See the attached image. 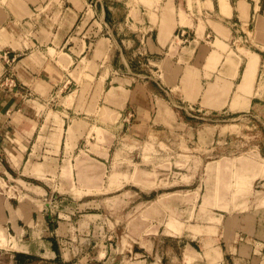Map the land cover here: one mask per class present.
Masks as SVG:
<instances>
[{
  "label": "crops",
  "instance_id": "1",
  "mask_svg": "<svg viewBox=\"0 0 264 264\" xmlns=\"http://www.w3.org/2000/svg\"><path fill=\"white\" fill-rule=\"evenodd\" d=\"M229 2L0 0V178L41 182L39 197L0 198V231L19 243L0 264H264V141L249 175L225 165L229 191L215 172L153 186L168 158L218 151L204 115L264 127V0ZM249 22L259 52L236 44Z\"/></svg>",
  "mask_w": 264,
  "mask_h": 264
},
{
  "label": "rangeland",
  "instance_id": "2",
  "mask_svg": "<svg viewBox=\"0 0 264 264\" xmlns=\"http://www.w3.org/2000/svg\"><path fill=\"white\" fill-rule=\"evenodd\" d=\"M224 0H220L221 8L224 14H230L231 10V4L228 0L226 7L222 4ZM237 27V26H235ZM254 24L253 22H249V24L245 25V31L246 34H243L244 37L239 38L237 36L236 39L238 41L236 44H238L239 49H247L252 51H260L262 46L258 43L256 40V34L253 31ZM242 33H239L241 35ZM185 35H188V32L185 33ZM218 46L224 48L223 42L218 40L216 43ZM256 52H248L249 54V64L248 69L244 76L243 84L240 85V88H249L250 93L252 92V86L256 77L257 67L259 58H252V55H254ZM56 109H60V106H56ZM204 117L208 118L209 120H202L205 123H211L216 125V128L218 129L217 134L218 136H215L216 142H218V151H204L203 153V159L204 162L201 161H192L189 157L184 159L185 156L177 157H171L170 159L166 160L165 162L168 163V170L171 172L172 176L169 181L160 183L157 181L153 186H165V188L161 190H167L170 189V191H174L175 189H191L195 187L196 183H193L195 180L192 175H194L196 172H198L202 176H209L211 172L219 173L220 178L217 179V182L220 184L219 187H226V190H230L229 185L231 183V179L229 176L230 171L227 170L225 165L229 162H237V165L239 166L238 172L240 174H243L244 172L249 175L251 171L253 170L252 164L257 163L261 160L260 155L258 153V145L259 141H264V127L259 125V121L254 117H248L243 116L237 119H233V116L227 115L226 113L221 112L220 114L214 115V113H209L208 115H204ZM100 135V134H99ZM174 152L177 151L175 148ZM172 153V152H171ZM226 157V158H225ZM206 158V159H205ZM211 159H221V163L219 164L218 169L211 170V167L206 166V161H210ZM148 160V159H146ZM191 160V161H190ZM159 165H161L159 163ZM147 166V165H145ZM166 168V167H165ZM161 170V169H160ZM167 170V169H164ZM181 172V173H180ZM207 172V174H206ZM264 168H261L260 174H256L255 177L259 175H263ZM218 174V176H219ZM157 176V175H155ZM1 177V173H0ZM254 177V178H255ZM21 179H24V181L31 183L28 184ZM155 179V178H152ZM31 180L29 178H25L23 176H20L18 173H13L12 176H10L9 179L3 180L0 178V198L4 201L6 199L11 200L14 205H17L24 197H27L28 199H32L35 196L32 195L29 191L40 194V188L38 186H33L34 184L41 185L39 181ZM209 181V180H208ZM239 188H244L248 184V182L244 179H239L238 182ZM215 185V184H214ZM253 189H257L256 183L253 184ZM208 188V187H207ZM252 190V189H251ZM186 193L190 194L189 191L186 190ZM230 193V192H229ZM249 193V192H248ZM245 194H243L244 196ZM239 195H237L238 197ZM39 197V196H36ZM192 197V195H191ZM190 197V198H191ZM176 199L178 198H172L171 199V209L168 211L170 215H177L181 212L178 211V207L176 206ZM175 207V208H174ZM190 208H188L186 213V218L189 219L191 216L194 219L193 212L190 213ZM176 224V219L173 218L169 223L168 227H172V225ZM11 236L8 234L5 229H2L0 231V247L5 248H13L17 249L19 248V243L16 240L15 236L10 237V241L6 237Z\"/></svg>",
  "mask_w": 264,
  "mask_h": 264
},
{
  "label": "built area",
  "instance_id": "3",
  "mask_svg": "<svg viewBox=\"0 0 264 264\" xmlns=\"http://www.w3.org/2000/svg\"><path fill=\"white\" fill-rule=\"evenodd\" d=\"M182 36H183V38H184V37L186 36L185 33H183ZM3 56H4V57L6 58V60L9 62V60H10V55H9V53H8V52H4V53H3Z\"/></svg>",
  "mask_w": 264,
  "mask_h": 264
},
{
  "label": "bare ground",
  "instance_id": "4",
  "mask_svg": "<svg viewBox=\"0 0 264 264\" xmlns=\"http://www.w3.org/2000/svg\"><path fill=\"white\" fill-rule=\"evenodd\" d=\"M198 255V254H197ZM194 262V261H193Z\"/></svg>",
  "mask_w": 264,
  "mask_h": 264
}]
</instances>
